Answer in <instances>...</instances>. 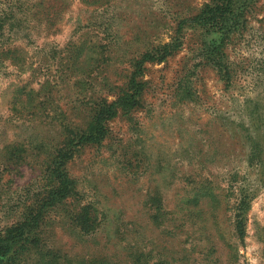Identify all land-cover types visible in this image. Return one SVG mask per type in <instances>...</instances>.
Listing matches in <instances>:
<instances>
[{"label": "rangeland", "instance_id": "obj_1", "mask_svg": "<svg viewBox=\"0 0 264 264\" xmlns=\"http://www.w3.org/2000/svg\"><path fill=\"white\" fill-rule=\"evenodd\" d=\"M207 1L0 0L13 16L3 41L20 51L16 64L0 65V155L18 143L27 157L16 172L0 168L1 229L18 219L23 193L44 185L51 146L42 140L84 125L93 97L114 100L131 62L173 39ZM258 7L261 19L264 0ZM183 33L173 56L145 63L141 108L66 164L100 221L81 235L65 212L51 215L48 244L73 264H264V24L253 20L230 46L237 77L227 90L201 65L199 33ZM240 191L251 198L243 237L234 228Z\"/></svg>", "mask_w": 264, "mask_h": 264}, {"label": "trees", "instance_id": "obj_2", "mask_svg": "<svg viewBox=\"0 0 264 264\" xmlns=\"http://www.w3.org/2000/svg\"><path fill=\"white\" fill-rule=\"evenodd\" d=\"M260 1L208 0L194 15L178 21L176 36L173 39L153 47L131 62L132 71L114 100L93 97L89 107L84 109L87 119L84 125H61L59 139L42 140L44 149L47 150L51 146L43 153L45 157L40 177L44 185L35 195L26 190L23 193L25 198L21 199L19 204L18 219L10 226L0 228V264H23L31 255H37L38 264H73L71 259L59 254L48 244L47 228L53 223L51 215L58 213L61 217L65 212L63 218L81 235L94 234L100 226V221L93 206L82 205L76 183L66 171V164L83 147L100 146L108 137L109 123L118 115L129 116L141 108L146 87L143 80L145 63H161L173 56L182 48L185 30L199 33L197 54L201 65L211 67L225 90L229 89L237 77L235 64L229 54L230 46L248 32L253 20L264 24V16L258 19L261 15L258 7ZM9 19H13L12 14L6 9H0V65L8 61L16 64L15 60L20 53L16 48L7 47L6 41H3ZM184 93L187 95L189 91L186 89ZM21 149L22 145L18 143L5 146L3 154L0 155V168L13 173L26 164L27 157ZM253 154L259 157L260 151L256 144ZM250 200L247 193L240 191L234 213V228L240 237L244 234L243 220ZM73 203L75 210H68V205ZM138 261L139 259L132 257L131 264H138ZM89 264H96V261Z\"/></svg>", "mask_w": 264, "mask_h": 264}]
</instances>
